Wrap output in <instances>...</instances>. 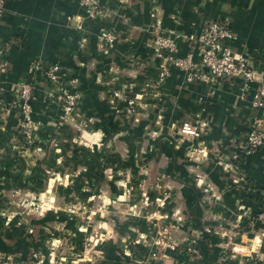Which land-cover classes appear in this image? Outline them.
<instances>
[{
    "label": "crops",
    "instance_id": "obj_1",
    "mask_svg": "<svg viewBox=\"0 0 264 264\" xmlns=\"http://www.w3.org/2000/svg\"><path fill=\"white\" fill-rule=\"evenodd\" d=\"M98 1L91 16L81 0H0V264H264V143L245 145L257 82L212 76L196 52L180 69L150 44L168 34L181 57L222 20L224 45L264 76V0ZM21 80L34 148L18 127ZM62 88L79 94L68 116ZM164 228L174 252L155 249Z\"/></svg>",
    "mask_w": 264,
    "mask_h": 264
},
{
    "label": "built area",
    "instance_id": "obj_2",
    "mask_svg": "<svg viewBox=\"0 0 264 264\" xmlns=\"http://www.w3.org/2000/svg\"><path fill=\"white\" fill-rule=\"evenodd\" d=\"M81 2L88 7L87 11L91 16L100 13L104 7L98 0H81ZM231 37L232 33L224 21L210 20L205 28L192 38V45L184 56L174 57L172 55L176 50V46L174 40L168 34H155L150 44L157 54L161 55V52L165 51L167 54L165 55V59L180 69H192L196 66V63L193 61V53L196 52L200 56V65L212 76L225 77L228 79L242 77L247 82H257L254 93V104L260 108L261 115L260 118L257 119L255 128L247 133L245 139L246 151L253 152L264 143V76H260V73L257 72L250 60L232 53L231 50L224 45L225 40ZM98 38L100 41L110 45L115 41L114 35L107 29L101 30L98 34ZM3 49V46H0V69L6 64L2 56ZM35 67L38 69L39 65ZM41 72L48 80H58L59 74L57 66L41 68ZM199 77L207 79V76L203 73H201ZM32 93L33 84L30 80H21L18 82L16 98L17 109L20 116L18 124L19 132L22 141L26 145L34 148L35 120L32 117V106L30 103ZM110 96L117 99L125 98L124 94L118 90H112ZM53 98L56 102L60 103L63 113L68 116L74 109L76 103H78L79 94L62 88L61 93L53 96ZM130 108L131 107H128L126 112H129ZM181 131L184 134L194 133L193 128L187 123L182 125ZM142 202L146 204L148 202L147 198L144 197ZM259 217L264 218V202L259 212ZM156 239V251H160V249H162V251L167 250V252L175 251L177 244L173 240L172 234L168 228L159 231L156 234ZM156 251L151 255L155 256L157 254ZM131 264L150 263L148 261L135 260Z\"/></svg>",
    "mask_w": 264,
    "mask_h": 264
}]
</instances>
